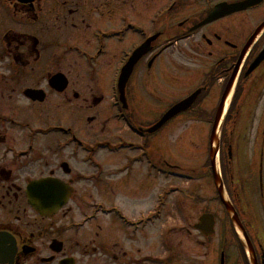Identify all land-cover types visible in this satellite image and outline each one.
<instances>
[{"label":"flooded vegetation","instance_id":"af4514ba","mask_svg":"<svg viewBox=\"0 0 264 264\" xmlns=\"http://www.w3.org/2000/svg\"><path fill=\"white\" fill-rule=\"evenodd\" d=\"M170 1L0 0V264H163V260L172 264L176 256L195 264L193 216L183 229L186 243L181 241L177 248L172 237L170 245L177 254L164 255L161 233L146 234L145 219L140 218L145 213L128 214L133 221L125 215L123 220L113 216L107 217L109 222L93 220L90 214L98 199L91 201L92 193L109 192L113 185L103 186L99 178L97 186L103 187L91 190L96 172L90 174L89 165L79 169L84 167L81 151L73 155L83 145L114 149L131 144L112 145L96 135H124L118 111L111 105L110 81L120 61L143 49L146 41L151 40L150 45L130 80L142 76L148 85L153 83L148 91L161 102L162 89L169 91L162 87V78L174 82L181 68L178 59L187 56L186 60L206 66L203 88L217 98L264 21V13L249 15L254 9L194 29L207 17L209 0H178L170 12L173 22L167 23L159 13L161 5ZM248 16L255 23L243 29ZM263 49L264 33L243 64L254 61ZM53 80L60 89L52 87ZM237 85L227 126L240 130L228 137L242 144L243 152L228 154L222 173L252 258L237 232H229L222 204L216 234L198 244L215 249L217 264H264V105L259 104L264 98V63L249 76L241 73ZM126 98L133 100V92H127ZM129 109L122 111L133 120ZM67 117L73 120L72 127L58 122L62 120L57 118ZM74 128L86 135L88 143ZM37 129L47 136H40ZM63 130L73 137L67 138ZM105 156L111 164L113 155ZM125 161V166L133 165L131 159ZM43 177L63 182L70 194L64 209L51 218L34 215L26 196L29 183ZM3 247L15 250L4 263ZM207 258L208 252L196 264Z\"/></svg>","mask_w":264,"mask_h":264},{"label":"rangeland","instance_id":"374dc122","mask_svg":"<svg viewBox=\"0 0 264 264\" xmlns=\"http://www.w3.org/2000/svg\"><path fill=\"white\" fill-rule=\"evenodd\" d=\"M189 3H193L195 0H187ZM181 4H184L182 2ZM264 13V9L260 10L259 13H257L254 16H259L260 14ZM172 21V20H170ZM255 22L254 19L251 18V16H248L246 18V21L244 22L245 25H242V28H247V24H251ZM199 66L198 64H195L193 67L194 70V75L196 76L199 73ZM202 66V65H201ZM137 76V75H136ZM140 77L139 80H137V77L134 78L131 82V86L133 87V100H131V106H132V112L135 115V119L137 123L143 125V126H148L150 124H153L155 120H157L159 114L161 111L164 109L165 106H162V108L159 111H156L155 108L159 105V101L154 102L155 98H159L156 96L153 92L147 93L148 89H150L153 86V83L150 85L147 84L146 79H141L142 76ZM142 87L143 90L140 91V88ZM181 92V91H180ZM165 92H161L160 96L163 95ZM169 96L167 98L169 99H174L172 98L174 96V91L169 90L168 91ZM146 95L148 98L144 101H141V96ZM179 94V93H178ZM201 117L196 116V115H190L186 114L183 115L179 118L174 119L169 125H167L160 133H158L156 136L152 137V140L155 139L156 143H158L159 148H160V154L163 162L169 163L171 166L175 168H180V169H196L200 167L201 165V159L204 158V138H206V133H207V125L203 122H201L200 119ZM62 121H58L60 123L65 124L66 126H71L73 120L70 117L67 118H57ZM74 130H76L74 128ZM77 131V130H76ZM78 132V131H77ZM78 135L83 141L88 142L87 138H85V134L79 133ZM97 137H102L103 139L108 140V142L112 145H118L122 141H132L131 138L134 136L129 135V134H124L119 137H114L112 135H107V134H102L101 132H97ZM138 144L141 145V140L137 142ZM155 151L158 153V149L156 148ZM107 177V176H106ZM134 181H131V185H134ZM154 186L153 188H150L151 190L149 191L148 194L144 195L138 202L137 199H127L128 191L126 190L125 187H121L119 190L116 192H110L111 194V199L112 202L115 205H119V201L125 209H127L130 213H134L137 216L140 213H146L149 210L152 209V205L154 204V201L151 202V198L148 199L149 203L146 205V200L147 198L151 195L153 197V200H155L156 194H157V189H160V185L158 182L154 181ZM169 182H165V180L162 181V187L166 185ZM199 184V183H198ZM191 184L186 186L182 181L178 183V187H182L183 190L188 188V193L186 190H184L183 196L180 194H175L171 196L169 199L170 203L168 207L165 209L164 217L165 219L163 222L159 225H157L154 228H149L146 231V234H155L161 231V229L167 225V223H170L173 227L178 226V228H185L184 223L179 222L178 216L175 214V209H174V202H177V199H183L185 200L187 196H190L194 198L197 196L200 200L202 199H207L209 196L204 195L203 191L200 190L199 188H195L194 185ZM204 188V185H203ZM205 188H206V183H205ZM204 188V189H205ZM92 190V188H91ZM135 192H138V190H135ZM209 195H211V192H208ZM103 195H106L103 193ZM140 195V193H138ZM142 195V194H141ZM101 196L98 194L92 193L91 195V201H98L100 200ZM122 198V199H121ZM120 199V200H119ZM188 212L189 214L191 213V208L194 209L193 216L197 218L200 214V210L202 209V204H197L193 203L192 201L188 200ZM151 204V205H150ZM190 206V207H189ZM191 209V210H190ZM102 218V217H100ZM102 222H109L106 218H102ZM173 219V220H172ZM179 231H177V234ZM175 241L177 243V247L181 241L186 243V239L183 238L180 235L179 239L175 235ZM201 257V256H200ZM184 260V263L181 262ZM198 261V260H197ZM177 263L178 264H186V259L183 257L179 256L177 257ZM208 264V263H207Z\"/></svg>","mask_w":264,"mask_h":264},{"label":"water","instance_id":"95a60500","mask_svg":"<svg viewBox=\"0 0 264 264\" xmlns=\"http://www.w3.org/2000/svg\"><path fill=\"white\" fill-rule=\"evenodd\" d=\"M194 99H195V98H191V99L185 101V102L183 103V105H181V106L177 107V109L175 108L173 111L169 112V113L165 116V118H164V120L161 122V124H159V125L157 126V128H158V127H161V126L163 125L164 122L168 121L170 118H172L173 116H175V115L178 114L179 112H181V111H183V110L189 108V107L193 104ZM37 209H40V208L37 207Z\"/></svg>","mask_w":264,"mask_h":264}]
</instances>
